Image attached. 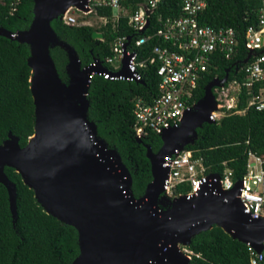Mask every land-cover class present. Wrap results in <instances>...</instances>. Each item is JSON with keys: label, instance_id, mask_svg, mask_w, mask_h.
I'll return each instance as SVG.
<instances>
[{"label": "water", "instance_id": "water-1", "mask_svg": "<svg viewBox=\"0 0 264 264\" xmlns=\"http://www.w3.org/2000/svg\"><path fill=\"white\" fill-rule=\"evenodd\" d=\"M72 6L89 10L87 0H33L28 29L11 33L0 28V34L29 47L37 133L31 144L28 139L20 146L11 132L0 144V183L7 189L12 216L16 215V185L5 173L6 166L20 174L46 213L77 230L79 253L72 264H189L191 259L183 261L173 245L180 249L214 225L263 252L264 216L252 218L244 213L236 198L240 182L230 191L191 199L185 195L169 199L163 194L164 157L192 144L203 123H215L211 119L217 108L213 88L227 82L229 72L207 83L203 96L178 127L159 135L158 151L146 145L152 180L136 198L121 156L98 138L96 124L87 118L89 74L94 69L81 67L76 54L68 50L69 81L64 84L51 57L50 45L56 37L51 21L61 19ZM92 36L101 39L103 35L93 31Z\"/></svg>", "mask_w": 264, "mask_h": 264}, {"label": "trees", "instance_id": "trees-1", "mask_svg": "<svg viewBox=\"0 0 264 264\" xmlns=\"http://www.w3.org/2000/svg\"><path fill=\"white\" fill-rule=\"evenodd\" d=\"M139 1L121 0V3L133 11ZM181 2L165 0L157 12L164 16L177 15L181 11ZM261 5V0H207L200 21L214 28L234 27L242 37L246 28L257 22ZM32 9L33 0H0V28L11 33L28 29L33 18ZM96 11L98 15L112 14L109 7H97ZM51 26L56 37L51 42L50 54L64 84L69 81L66 72L68 50L76 54L80 66L84 67L93 58L102 60L110 55V44L118 34H135L127 26V17H121L116 28L108 23L98 30L91 25H68L61 19L51 21ZM93 31H100L102 39L93 38ZM154 43L152 40L141 47V53H149ZM28 57L27 44L0 34V144L11 132L18 137L20 146H24L34 133ZM244 57L245 50L240 43L235 58L218 59L216 69L212 68L199 82L193 99H200L207 83L215 76L223 78L227 71L228 82L241 81V60ZM157 83L154 67L144 71L140 82L111 81L94 75L87 94V118L96 124L98 138L121 156L131 173V189L136 198L144 194L152 180L146 145L156 152L162 142L159 135L151 131L142 137L141 142L137 140L133 100L143 95L147 102H151L157 92ZM246 106L247 96L242 90L237 109ZM185 148L192 150L195 157H202L209 171L222 173L228 167L233 177L239 179L245 173L249 150L264 160V110L247 108L241 114L228 113L215 123H203L197 128L194 142ZM4 171L16 185V215L12 216L7 189L0 183V264H72L79 253L77 230L46 213L33 190L23 183L14 168L6 166ZM188 189L186 185H180L176 192L186 193ZM186 247L199 255H193L189 264H250L249 246L216 225L195 234Z\"/></svg>", "mask_w": 264, "mask_h": 264}, {"label": "built area", "instance_id": "built-area-1", "mask_svg": "<svg viewBox=\"0 0 264 264\" xmlns=\"http://www.w3.org/2000/svg\"><path fill=\"white\" fill-rule=\"evenodd\" d=\"M165 0H140L133 11H129L121 0H87L88 11L97 14V7H109L110 16L98 15L103 26L111 23L119 25L121 17H127V26L133 36L118 34L110 44L111 54L102 60L93 58L87 65L94 70L89 74V82L94 75L108 80L143 81L146 69L154 67L157 74V92L151 102L139 95L133 100L136 138H142L148 131L160 135L165 129L178 127L184 115L193 109L198 100L194 93L199 82L212 68L216 69L218 59H233L237 56L240 43L245 57L241 60L242 80L225 82L213 88L216 110L211 112L215 122L228 113H244L247 108L264 110V0L258 10L257 22L249 25L240 36L234 27L214 28L200 21L207 0H182L181 11L177 15L158 13L157 9ZM78 10L70 7L61 20L68 25H91L85 19L73 14ZM102 39V38H101ZM100 39V40H101ZM155 43L147 54L141 47ZM247 59V61H245ZM100 67V69H99ZM238 71V67L235 68ZM219 78L215 76L213 79ZM212 79V80H213ZM247 96L246 108L237 109L239 93ZM244 175L235 179L232 170L225 167L222 173L209 171L202 157H195L192 150L175 149L164 157L161 166L167 169L163 184V194L173 199L185 195L188 199L199 195L219 194L238 186L236 198L244 213L252 218L264 216V160L255 152H247ZM225 164V162L223 163ZM186 185V193L176 192L177 187ZM228 198L224 201L228 202ZM250 248V264H264L263 252ZM191 259L199 257L192 250L184 248Z\"/></svg>", "mask_w": 264, "mask_h": 264}, {"label": "rangeland", "instance_id": "rangeland-1", "mask_svg": "<svg viewBox=\"0 0 264 264\" xmlns=\"http://www.w3.org/2000/svg\"><path fill=\"white\" fill-rule=\"evenodd\" d=\"M73 14L78 18V20L79 19H85L86 21H88L91 24V26L95 27L98 30L100 29V27L103 26V20H101V18L98 15H96L94 12H91V13L84 16L82 14L81 10H79V11L73 10ZM98 32H100V31H98ZM186 246L187 245H180L179 246L182 252H185L184 248H187Z\"/></svg>", "mask_w": 264, "mask_h": 264}, {"label": "bare ground", "instance_id": "bare-ground-1", "mask_svg": "<svg viewBox=\"0 0 264 264\" xmlns=\"http://www.w3.org/2000/svg\"><path fill=\"white\" fill-rule=\"evenodd\" d=\"M37 138V133H33L30 137H29V142L34 143L36 141ZM173 251L176 253V255L178 257H180L183 261H187L189 259V255L186 254L185 252H182L178 247L177 244H174L172 247Z\"/></svg>", "mask_w": 264, "mask_h": 264}]
</instances>
